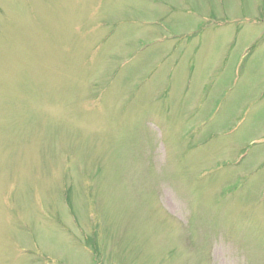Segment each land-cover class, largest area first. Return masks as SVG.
<instances>
[{"label": "rangeland", "instance_id": "374dc122", "mask_svg": "<svg viewBox=\"0 0 264 264\" xmlns=\"http://www.w3.org/2000/svg\"><path fill=\"white\" fill-rule=\"evenodd\" d=\"M0 264H264V0H0Z\"/></svg>", "mask_w": 264, "mask_h": 264}]
</instances>
